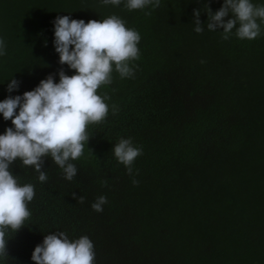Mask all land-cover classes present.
Here are the masks:
<instances>
[{"label": "trees", "instance_id": "16d2710c", "mask_svg": "<svg viewBox=\"0 0 264 264\" xmlns=\"http://www.w3.org/2000/svg\"><path fill=\"white\" fill-rule=\"evenodd\" d=\"M222 2L160 0L129 11L100 0H0V99L48 74L55 82L60 68L74 72L58 63L52 44L58 15L87 23L115 14L140 35L133 75L113 71L97 89L108 114L86 126L73 179L51 157L45 182L18 159L11 165L35 195L25 225L9 233L6 264H35L33 248L56 230L87 235L95 264H264V24L252 40L234 29L223 39L222 28H206L205 12ZM12 75L20 84L8 93ZM6 126L11 121L0 117V132ZM122 137L142 149L133 175L111 151ZM100 195L107 202L97 212L91 204Z\"/></svg>", "mask_w": 264, "mask_h": 264}, {"label": "clouds", "instance_id": "9594fccd", "mask_svg": "<svg viewBox=\"0 0 264 264\" xmlns=\"http://www.w3.org/2000/svg\"><path fill=\"white\" fill-rule=\"evenodd\" d=\"M100 3L123 4L131 11L150 4L156 7L160 0H100ZM205 12L206 28L210 31L222 28L223 39H228L234 29L237 38L252 40L264 24V3L254 4L253 0H223L218 10L213 12L207 7ZM199 15L200 10L193 9V30L197 33L205 27ZM225 16L229 17L226 21ZM52 24V44L58 63L74 72L67 75L60 68L55 82L53 75L48 74L33 89L0 99V117L11 121V126L0 132V264H6L8 258L9 233L25 225L31 215L27 205L35 195L33 184L18 182L12 172L13 162L18 159L23 165L31 166L38 173L37 179L45 182L47 175L42 165L45 157H51L64 179L71 181L77 173L72 161L83 155L90 138L86 126L101 122L108 114V97L99 95L97 89L112 82L113 71L121 78L131 77L136 66L130 61L139 57V33L127 28L115 14L100 20L89 19L87 23L58 15ZM4 55L5 42L0 38V57ZM19 84L12 75L7 80L6 91L14 92ZM111 151L117 162L133 175V162L142 149L130 137H122ZM132 183L137 181L133 179ZM72 196L81 203L84 200L75 193ZM106 202V197L100 195L91 207L99 212ZM30 259L35 264H95L94 245L87 235L70 239L64 231L56 230L43 236Z\"/></svg>", "mask_w": 264, "mask_h": 264}]
</instances>
